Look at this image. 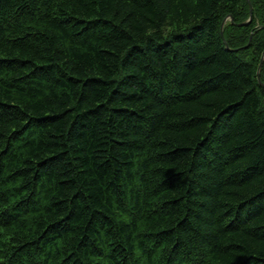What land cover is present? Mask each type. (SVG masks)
Segmentation results:
<instances>
[{
    "label": "trees",
    "instance_id": "1",
    "mask_svg": "<svg viewBox=\"0 0 264 264\" xmlns=\"http://www.w3.org/2000/svg\"><path fill=\"white\" fill-rule=\"evenodd\" d=\"M251 4L0 0V264H264Z\"/></svg>",
    "mask_w": 264,
    "mask_h": 264
},
{
    "label": "water",
    "instance_id": "2",
    "mask_svg": "<svg viewBox=\"0 0 264 264\" xmlns=\"http://www.w3.org/2000/svg\"><path fill=\"white\" fill-rule=\"evenodd\" d=\"M247 1H248L249 5H250V12H251V16H252V14H253V7H252V4H251V0H247ZM230 20H231L232 23L234 24V18H233L232 16L230 17ZM251 21H252V19H251L249 22H247V23H243V24H241L240 27L247 26L248 24L251 23ZM252 37H253V36H252ZM251 40H252V38H251ZM248 47H249V46H248ZM263 60H264V58H263ZM260 71H261V67H260L259 74H258V76H259V80H260Z\"/></svg>",
    "mask_w": 264,
    "mask_h": 264
},
{
    "label": "rangeland",
    "instance_id": "3",
    "mask_svg": "<svg viewBox=\"0 0 264 264\" xmlns=\"http://www.w3.org/2000/svg\"><path fill=\"white\" fill-rule=\"evenodd\" d=\"M250 20H251V19H250ZM250 20H249V21H250ZM249 21H247V22H249ZM225 22L227 23L228 21H225ZM247 22H245V23H247ZM251 22H252V21H251ZM226 23H225V24H226Z\"/></svg>",
    "mask_w": 264,
    "mask_h": 264
},
{
    "label": "bare ground",
    "instance_id": "4",
    "mask_svg": "<svg viewBox=\"0 0 264 264\" xmlns=\"http://www.w3.org/2000/svg\"><path fill=\"white\" fill-rule=\"evenodd\" d=\"M248 48V47H247Z\"/></svg>",
    "mask_w": 264,
    "mask_h": 264
}]
</instances>
